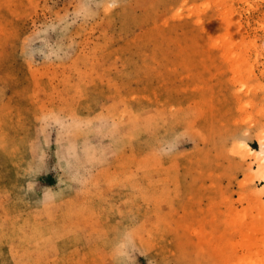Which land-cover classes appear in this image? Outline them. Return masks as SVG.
Segmentation results:
<instances>
[{
	"label": "rangeland",
	"instance_id": "1",
	"mask_svg": "<svg viewBox=\"0 0 264 264\" xmlns=\"http://www.w3.org/2000/svg\"><path fill=\"white\" fill-rule=\"evenodd\" d=\"M0 264H264V0H0Z\"/></svg>",
	"mask_w": 264,
	"mask_h": 264
}]
</instances>
